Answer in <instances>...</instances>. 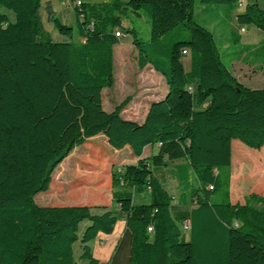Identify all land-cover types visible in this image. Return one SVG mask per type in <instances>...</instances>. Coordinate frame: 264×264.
I'll return each mask as SVG.
<instances>
[{
	"label": "trees",
	"instance_id": "trees-1",
	"mask_svg": "<svg viewBox=\"0 0 264 264\" xmlns=\"http://www.w3.org/2000/svg\"><path fill=\"white\" fill-rule=\"evenodd\" d=\"M79 1L70 6L74 27L47 7V20L62 38L53 40L42 24V0H0V264H77V242L79 258L96 264L88 243L99 232L110 234L118 220L131 234L127 264H264V196L233 203L229 175L222 178L232 140L264 146V88H247L231 74L213 34L195 20V0ZM250 1L236 23L264 33V0ZM128 12L148 20L146 42L123 22ZM123 24L138 69L150 66L166 83V96L140 123L121 117L129 97L109 112L102 107L120 42L114 32ZM99 135L112 150L127 147L137 158L111 170L115 208L92 214L83 205H35L63 159ZM147 146L157 152L141 158ZM246 154L259 187L263 159ZM168 178L180 187L177 197L165 186ZM222 188L223 200L213 202ZM136 195H146L148 203H135ZM83 221L88 225L79 238Z\"/></svg>",
	"mask_w": 264,
	"mask_h": 264
},
{
	"label": "rangeland",
	"instance_id": "rangeland-1",
	"mask_svg": "<svg viewBox=\"0 0 264 264\" xmlns=\"http://www.w3.org/2000/svg\"><path fill=\"white\" fill-rule=\"evenodd\" d=\"M60 1V0H59ZM93 2L109 1V0H92ZM126 1V0H121ZM197 4V0H195ZM40 14L44 16V11L41 9ZM60 21L64 25L74 27V19L70 6H65L61 3ZM123 21L128 28L134 29L137 36L146 42L149 38V22L141 16H136L128 12ZM43 24L46 27V20L43 19ZM52 26V25H51ZM55 36L51 35L53 40L60 38L58 33L52 28ZM183 34L188 37L189 31L183 29ZM59 40V39H58ZM122 51V53H121ZM225 60V59H223ZM189 56H184L182 63L187 64ZM227 64V63H225ZM242 67H246L242 65ZM247 68V67H246ZM239 76V81L247 83L243 77H240L243 72L235 71ZM241 74V75H239ZM238 81V80H237ZM238 81V82H239ZM166 92V83L164 78L156 73L150 66L139 70L137 67V53L131 44V36L124 34L120 38L118 45L113 47V85L111 88L103 89L101 93L102 107L104 111H111L116 105L121 103L125 98L129 97V101L121 111L123 119L131 120L140 123L147 111L149 103L155 99H160ZM238 146H241L238 149ZM246 151V152H244ZM261 155L264 162V146L260 149H254L245 146L238 140L231 142V164L228 169L222 171V178L229 175V192L230 201H242L250 194H257L264 196V183L255 187L253 185L250 169L254 163L251 156L246 153ZM92 157V158H91ZM106 159L108 164L113 163L114 169H120L126 164L135 162V158L128 148L120 151H113L107 144L102 135L88 139L82 145L74 148L71 153L63 159V161L54 169L51 175V183L46 192H40L34 197L35 205L37 199L42 196H48L51 199L53 206H74L83 205L91 208L92 214H100L105 209H114V205H108L104 196L109 193V165L106 170H100L101 163ZM243 165L242 177H238V169ZM93 183L99 184L103 189L100 206H93L94 203L87 201L88 194L90 193V186ZM165 186L169 193L177 197L179 191L177 190L176 183L168 178ZM224 189H220L212 196L213 202H220L224 198ZM105 196V197H106ZM135 203H148L146 195H136L134 197ZM244 202V201H243ZM88 225L87 221L79 224L78 236L80 238L84 228ZM73 253L77 264H87L79 258L81 253L80 243L77 242L73 246ZM126 252H123L118 257L117 264H125Z\"/></svg>",
	"mask_w": 264,
	"mask_h": 264
},
{
	"label": "crops",
	"instance_id": "crops-1",
	"mask_svg": "<svg viewBox=\"0 0 264 264\" xmlns=\"http://www.w3.org/2000/svg\"><path fill=\"white\" fill-rule=\"evenodd\" d=\"M81 1L93 2L92 0ZM239 1L243 3L242 6L237 7L235 4V6L232 8L220 4L203 5L197 1L194 12L195 20L202 26L206 27L213 34L214 40L217 43L218 49L221 53L222 60L225 59L223 60V62L227 63L225 65L238 81L239 76L237 75V73H235V71L243 72L241 73L242 75H239H241L240 77H243V79H245L247 83L239 81L240 84L251 89L264 88V33L254 27L243 28L237 25L235 16L239 13H242L247 4L252 3L250 0H237V2ZM47 7H50L51 10L60 19L61 2L59 0H42L41 2V9H43L44 11V16L40 14L42 24L43 19H45L47 23V26L45 27L43 24V27L45 31L50 34V36H55V33L52 29L53 27L47 20ZM259 7L263 8V4L260 2ZM241 28L244 29L243 32L241 31ZM56 38L57 40H62L61 37ZM182 65L184 71L188 72L190 70V59L187 64L182 63ZM242 65H245L247 68L242 67ZM165 95L166 92L164 96ZM162 98L155 99L150 103L157 102ZM240 148L241 146H238V149L242 151V149ZM156 152L157 148L155 146H147L143 149L141 158H148L149 156L156 154ZM136 160L137 158H135V162ZM107 165H109L108 171L111 173L113 163L108 164L106 159H104V161L101 163L102 167L100 168V170H106ZM170 166L171 165H169L168 167ZM173 181L176 183V187L180 191V187L177 182L175 180ZM89 190L90 193L88 194L87 201H84L83 203H86L89 200L90 202L94 203L93 206L102 205L100 204V201L104 189L99 184L93 183L90 186ZM105 196L104 198L105 200H107V204L112 205L110 175L109 193L106 197ZM36 201L39 204L38 206H53L51 205L52 201L48 196H42ZM243 201L244 200L236 202L242 204L244 203ZM130 244L131 234L129 230L126 229L125 222L123 220H118L117 222H115L110 234L99 232L96 234L95 238L88 243L91 255L96 260V264H117L118 257L123 252H126L125 264H127Z\"/></svg>",
	"mask_w": 264,
	"mask_h": 264
},
{
	"label": "built area",
	"instance_id": "built-area-1",
	"mask_svg": "<svg viewBox=\"0 0 264 264\" xmlns=\"http://www.w3.org/2000/svg\"><path fill=\"white\" fill-rule=\"evenodd\" d=\"M60 2L62 4H64L65 6H79L80 5V1L79 0H60ZM242 4L243 3L241 1H239L237 3V7H241ZM124 27H125V25L123 24L122 25V28L117 29L114 32V35H115L116 38H119L120 39L124 35V33H123ZM241 31L243 32L244 29L241 28ZM183 54H186V51H183ZM189 90H191V88H189ZM188 230H189V222L188 221H185V222H183L181 224V231H182V233L187 234ZM147 231L149 233H151L152 232V228L151 227H148L147 228Z\"/></svg>",
	"mask_w": 264,
	"mask_h": 264
},
{
	"label": "water",
	"instance_id": "water-1",
	"mask_svg": "<svg viewBox=\"0 0 264 264\" xmlns=\"http://www.w3.org/2000/svg\"><path fill=\"white\" fill-rule=\"evenodd\" d=\"M165 96H166V95H165ZM152 103H154V102H152ZM152 103H150V105H151ZM150 105H149V106H150ZM147 111H148V110H147Z\"/></svg>",
	"mask_w": 264,
	"mask_h": 264
}]
</instances>
